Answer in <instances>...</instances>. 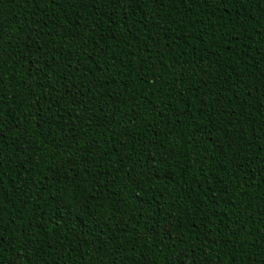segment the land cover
Masks as SVG:
<instances>
[{
	"label": "trees",
	"instance_id": "1",
	"mask_svg": "<svg viewBox=\"0 0 264 264\" xmlns=\"http://www.w3.org/2000/svg\"><path fill=\"white\" fill-rule=\"evenodd\" d=\"M0 264H264V0H0Z\"/></svg>",
	"mask_w": 264,
	"mask_h": 264
},
{
	"label": "snow or ice",
	"instance_id": "2",
	"mask_svg": "<svg viewBox=\"0 0 264 264\" xmlns=\"http://www.w3.org/2000/svg\"><path fill=\"white\" fill-rule=\"evenodd\" d=\"M57 176L59 175L58 173L56 174ZM59 181L56 179H53L50 181V187L47 189L48 194L53 198L57 199L63 195V190L58 186ZM85 197H91L95 198V193H88L87 191L81 193Z\"/></svg>",
	"mask_w": 264,
	"mask_h": 264
}]
</instances>
